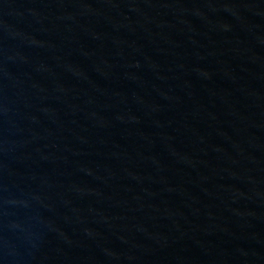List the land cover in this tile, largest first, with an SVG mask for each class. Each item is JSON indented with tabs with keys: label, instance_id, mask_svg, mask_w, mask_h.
<instances>
[{
	"label": "water",
	"instance_id": "obj_1",
	"mask_svg": "<svg viewBox=\"0 0 264 264\" xmlns=\"http://www.w3.org/2000/svg\"><path fill=\"white\" fill-rule=\"evenodd\" d=\"M0 264H264V0H0Z\"/></svg>",
	"mask_w": 264,
	"mask_h": 264
}]
</instances>
